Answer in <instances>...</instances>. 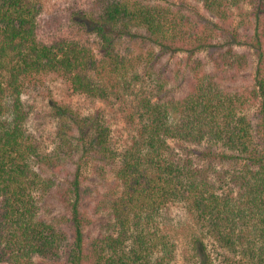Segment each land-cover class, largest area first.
Masks as SVG:
<instances>
[{
    "label": "trees",
    "instance_id": "1",
    "mask_svg": "<svg viewBox=\"0 0 264 264\" xmlns=\"http://www.w3.org/2000/svg\"><path fill=\"white\" fill-rule=\"evenodd\" d=\"M44 1L0 0V264H174L184 229L189 264H264V0H196L203 19L153 0H99L81 23L100 55L42 39ZM137 31L145 58L119 51ZM181 54L177 95L156 68ZM49 73L122 110L130 140L117 144L100 114L60 106L59 140L45 151L23 94ZM40 195L64 212L43 214ZM103 210L106 233L95 234Z\"/></svg>",
    "mask_w": 264,
    "mask_h": 264
},
{
    "label": "rangeland",
    "instance_id": "2",
    "mask_svg": "<svg viewBox=\"0 0 264 264\" xmlns=\"http://www.w3.org/2000/svg\"><path fill=\"white\" fill-rule=\"evenodd\" d=\"M99 0H45L43 10L38 17V30L39 36L44 40H53L55 38L64 37L68 39L79 40L92 48L100 55L99 47L100 42L98 37L92 33L81 22L86 21L85 15L92 13L96 10ZM163 3L174 9L182 10L187 13H193L198 18L211 17V15L204 9L203 5L196 0H153ZM245 4V10L236 12L231 28L238 26L239 21L242 19V12L253 11V5ZM80 20V21H79ZM134 36H128L123 39L118 47L119 51L129 57L148 56L150 45L144 39L142 32H135ZM209 57L210 52H204V57ZM183 55L172 56L168 55L160 61L156 68L158 71H163L171 74L170 84L171 87L176 88L177 95L183 94L187 84V74H175L174 70L180 67V58ZM140 68L144 70V65ZM153 69V70H154ZM23 101L27 109L30 110L29 119L27 122V129L32 138L37 141L45 151H51L57 144L58 130L60 127V120L56 115V107L67 106L74 113L80 116L85 115H102L112 129V136L117 144H125L129 137V127L126 123L124 112L118 111L117 107L110 106L100 100L90 98L84 93L75 91L71 84L66 81L61 75L56 73H49L40 75L32 79L27 84L26 91L23 94ZM256 106L250 110L249 114L256 122ZM175 144L174 141H172ZM122 145V146H123ZM220 166H228V164L219 163ZM231 165H229L230 167ZM50 174L51 172H46ZM101 187H105L100 185ZM94 194V193H93ZM95 196V195H92ZM102 197V196H101ZM98 195L91 200L92 204L98 203L101 199ZM41 205L43 207L42 213L50 216V211L53 214L64 212L63 206L60 205L58 200L53 196H41ZM90 200V199H89ZM108 213V212H107ZM104 210L98 216V222L92 224L93 233L100 234L106 233L103 221L104 215L107 214ZM181 213H176L178 217ZM183 223L188 224L190 219H183ZM105 222V221H104ZM182 230L178 239V253L174 264H189L188 258L194 253L190 249V233ZM209 248L213 250L212 242H208ZM214 256L217 253L213 250Z\"/></svg>",
    "mask_w": 264,
    "mask_h": 264
}]
</instances>
